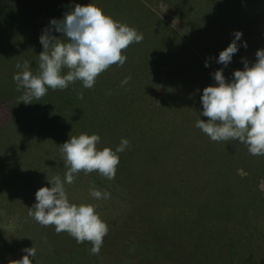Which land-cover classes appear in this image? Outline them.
Returning a JSON list of instances; mask_svg holds the SVG:
<instances>
[{
  "label": "rangeland",
  "instance_id": "rangeland-1",
  "mask_svg": "<svg viewBox=\"0 0 264 264\" xmlns=\"http://www.w3.org/2000/svg\"><path fill=\"white\" fill-rule=\"evenodd\" d=\"M124 1L127 0H0V264H16L15 261L27 254L24 249L31 247L36 250V260L30 257L32 264H165L162 253H149L147 248L142 249L138 243H134L136 240H128L127 237L142 227L138 220L149 217L147 224L151 229H159V226L158 220L151 219L144 207L130 206L131 200L126 196V190L132 188L134 192L135 184L125 188L121 184L122 178L117 183L109 181L97 171L87 175L81 171L74 174L73 183L65 184L71 203L94 205L108 226V233L103 238L98 254L91 252V242L77 243L67 232L58 234L55 226H43L28 214L29 208L36 203V191L45 186L51 187L48 180L55 176L63 180L68 171L60 149L65 143L60 132L71 101L68 95L73 83L64 90L49 89L39 101L33 100L32 104L26 105L20 102L23 90L17 91L13 80V75L18 71L15 66L27 60L32 73H39V54L43 51L39 38L51 19H62L77 4L87 5L92 2L107 13L110 7ZM140 1L144 7L137 8ZM128 4L134 9L129 8V12L123 14L114 12L113 18L124 17L129 22L127 25L136 27L140 23L135 19L140 18L143 11L152 18V25L146 23L145 27L149 26L151 34L158 35L159 49L162 47V51L171 56L167 59V66L161 68L162 75L165 76L169 69L170 73L182 72L181 75L184 71L179 69L189 70L183 76V79L189 78L183 80L184 85L192 88L188 100L198 101L199 106L194 105V112L188 118L200 141L214 144L215 141L195 126L200 119L205 122L208 120L200 115L203 110V89L215 85L212 74L224 68L216 62V58L232 42L236 31L243 33L239 42L241 46L231 63L224 68L226 80L231 81L235 70H243L242 58L249 65L255 63L257 50L264 49L263 16L257 13L255 7L260 11V8H264V2L129 0ZM13 9L16 10L14 13ZM107 14L112 16L110 12ZM143 32L139 30V33ZM22 33H29L30 36L21 39ZM51 34L62 38V34L54 30ZM35 38L39 41V48L30 47ZM245 41L246 48L242 46ZM177 57L181 63L176 67L170 66L171 61H176ZM206 60L210 67H205ZM67 71L64 69V73ZM124 71L129 73L128 70ZM164 84L165 80L161 78V91H165ZM184 111L180 113L183 115ZM144 138H136L141 150L146 144ZM218 143L230 147L225 151L219 149V157L225 162L227 175L233 174L237 179L236 172H239L243 181V186L236 189V194L233 193L235 199L229 203H236L242 208L253 203L256 197L257 211L264 214V201H260L264 199V156L251 155L247 146L238 141ZM175 147L176 152L182 151L179 144H175ZM147 152L152 153L149 150ZM169 164L165 161L161 165L162 170H155L153 182H157L156 177L164 176V169L169 172ZM132 179L137 180L135 176ZM245 185L248 190L243 189ZM93 186L102 193H110V198H93L89 191ZM158 193L164 196V192ZM230 194L229 190L228 197ZM136 204L139 205L137 200ZM223 214L227 220L228 210ZM129 217L135 218H131L132 223L127 227ZM239 228L240 234L231 238L229 245L225 246V243L215 250L206 251V254L195 255L184 249L186 247L182 242L170 241L176 248L172 251L177 253L173 264H264V218H252V224L245 221ZM234 250L237 251L235 257L232 255Z\"/></svg>",
  "mask_w": 264,
  "mask_h": 264
},
{
  "label": "trees",
  "instance_id": "trees-1",
  "mask_svg": "<svg viewBox=\"0 0 264 264\" xmlns=\"http://www.w3.org/2000/svg\"><path fill=\"white\" fill-rule=\"evenodd\" d=\"M128 2L114 5L106 12H110L112 17L114 12H129V8H134ZM255 10L262 14L264 21V8L259 11L255 7ZM15 11L13 9V13ZM114 19L129 23L124 17ZM135 20L140 26H129L138 32L144 31L142 41L123 50L122 54L127 56L126 64L111 65L96 78L92 88H84L79 80L73 83L68 95L71 101L60 133L63 142L70 136L78 137L83 133L98 134V149L107 147L115 150L122 139L129 141L127 148L118 153L120 163L115 178L109 181L118 183L122 178L121 184L125 188L135 184L134 192L132 188L126 190L130 206L144 207L151 219L158 220L159 229H151L147 224L149 217H145L138 220L142 227L127 238L136 240L134 243L142 249L147 248L149 253H162L164 263L173 264L177 253L172 251L175 247L170 241L182 242L184 249L195 255L206 254V251L215 250L225 243V246L229 245L231 238L240 234L241 224L245 221L252 224V218H264V214L257 211L256 197L252 199L253 203L242 208L229 203L235 199L236 189L243 186L241 174L236 172L237 179L233 174L227 175L225 162L220 160L219 149L225 151L230 147L227 144L221 146L218 142L208 144L200 141L188 118L194 112V105L199 103L188 100L192 88L184 85L183 80L189 78L183 79V76L189 70L179 69L184 71L181 75L182 72L173 74L169 69L165 76L162 75L161 68L167 66V59L171 56L162 51V47L159 49L158 35L151 34L149 26L145 27L146 23L152 25V18L143 11L142 16ZM38 42L35 38L30 47L39 48ZM180 63L177 57L170 66L176 67ZM126 78H130L128 83L121 86ZM161 78L165 80V91H161ZM80 93H83V99H79ZM181 110H185L183 115ZM138 136L145 137L146 144L142 150L136 141ZM175 144L181 146V152L175 151ZM147 150L152 153H145ZM165 161L170 162L169 172L164 169V176L156 177L157 182H153L155 170H162L161 165ZM133 176L137 180L132 179ZM243 189L248 190V187L245 185ZM229 190L231 194L228 197ZM158 192H164V196ZM226 209L229 213L227 220L223 214ZM131 218L135 217L128 218L127 227L132 223ZM232 253L233 257L237 256L236 250ZM225 255H228V250Z\"/></svg>",
  "mask_w": 264,
  "mask_h": 264
},
{
  "label": "clouds",
  "instance_id": "clouds-1",
  "mask_svg": "<svg viewBox=\"0 0 264 264\" xmlns=\"http://www.w3.org/2000/svg\"><path fill=\"white\" fill-rule=\"evenodd\" d=\"M62 34L66 40L52 35V31ZM232 42L219 53L216 62L226 68L239 51L243 33L236 31ZM142 33L115 20L94 3L77 4L62 19L53 18L42 32L39 41L43 51L39 54V73L33 74L30 62L17 63L18 70L13 75L17 91L23 90L20 102L32 104L39 101L49 89L64 90L69 84L79 80L84 88H92L96 78L111 65L123 66L127 56L122 54L129 45L140 43ZM247 47V42H243ZM256 61L249 65L242 58L243 70H235L231 81H227L224 68L213 75L215 85L203 89L201 96L202 112L207 117L200 119L195 126L212 141H238L247 146L253 156H264V49L256 52ZM205 67H210L205 61ZM64 69L68 71L64 73ZM126 78L121 86L128 83ZM83 99V93L79 94ZM98 134H80L60 146L64 166L68 168L64 179L55 176L48 180L51 187L45 186L35 193L36 203L29 208V216L43 226L53 225L59 234L67 232L77 243L89 241L91 252L98 254L108 226L92 204L71 203L65 184H71L74 174L81 171L85 175L97 171L101 176L115 178L120 163L118 153L123 152L129 141L122 139L111 148L98 149ZM95 199H108L110 193L101 192L94 186L89 189ZM27 254L16 264H32L36 260L34 247L25 248ZM30 257L32 259H30Z\"/></svg>",
  "mask_w": 264,
  "mask_h": 264
},
{
  "label": "crops",
  "instance_id": "crops-1",
  "mask_svg": "<svg viewBox=\"0 0 264 264\" xmlns=\"http://www.w3.org/2000/svg\"><path fill=\"white\" fill-rule=\"evenodd\" d=\"M138 4H139V5H137V8H142V7H144V5H143V3H142L141 1L138 2ZM182 6H183V4H182ZM28 36H30L29 33H28V34L22 33L21 36H20V38H21V39H24V38H28Z\"/></svg>",
  "mask_w": 264,
  "mask_h": 264
}]
</instances>
